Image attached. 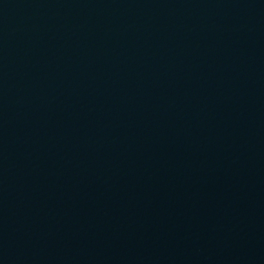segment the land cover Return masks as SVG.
<instances>
[{"label":"water","instance_id":"1","mask_svg":"<svg viewBox=\"0 0 264 264\" xmlns=\"http://www.w3.org/2000/svg\"><path fill=\"white\" fill-rule=\"evenodd\" d=\"M0 264H264V0H0Z\"/></svg>","mask_w":264,"mask_h":264}]
</instances>
